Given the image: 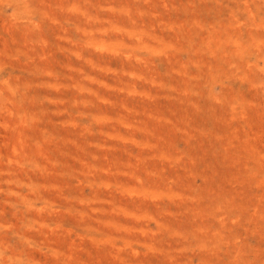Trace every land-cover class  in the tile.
Wrapping results in <instances>:
<instances>
[{
    "label": "rangeland",
    "instance_id": "374dc122",
    "mask_svg": "<svg viewBox=\"0 0 264 264\" xmlns=\"http://www.w3.org/2000/svg\"><path fill=\"white\" fill-rule=\"evenodd\" d=\"M0 5V264H264V0Z\"/></svg>",
    "mask_w": 264,
    "mask_h": 264
},
{
    "label": "clouds",
    "instance_id": "9594fccd",
    "mask_svg": "<svg viewBox=\"0 0 264 264\" xmlns=\"http://www.w3.org/2000/svg\"><path fill=\"white\" fill-rule=\"evenodd\" d=\"M0 5H8L10 7L9 0H0Z\"/></svg>",
    "mask_w": 264,
    "mask_h": 264
}]
</instances>
